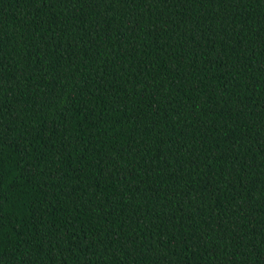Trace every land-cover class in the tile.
Returning <instances> with one entry per match:
<instances>
[{
  "label": "trees",
  "instance_id": "16d2710c",
  "mask_svg": "<svg viewBox=\"0 0 264 264\" xmlns=\"http://www.w3.org/2000/svg\"><path fill=\"white\" fill-rule=\"evenodd\" d=\"M0 264H264V0H0Z\"/></svg>",
  "mask_w": 264,
  "mask_h": 264
}]
</instances>
